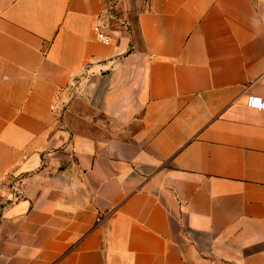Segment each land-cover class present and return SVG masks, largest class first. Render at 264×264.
Masks as SVG:
<instances>
[{"label":"crops","instance_id":"obj_1","mask_svg":"<svg viewBox=\"0 0 264 264\" xmlns=\"http://www.w3.org/2000/svg\"><path fill=\"white\" fill-rule=\"evenodd\" d=\"M248 97L264 0H0V264H264Z\"/></svg>","mask_w":264,"mask_h":264},{"label":"built area","instance_id":"obj_2","mask_svg":"<svg viewBox=\"0 0 264 264\" xmlns=\"http://www.w3.org/2000/svg\"><path fill=\"white\" fill-rule=\"evenodd\" d=\"M106 21L105 26H95L94 30L98 41L105 45H111L113 41L111 24L117 23L119 26L125 27L128 23L119 16L115 8V3L108 6L106 9ZM247 105L250 108L257 110H264V99L257 97H248ZM52 111L58 113L59 107L58 102H55ZM23 195V180L21 176H11L7 183L0 185V199L7 203L17 202L22 198Z\"/></svg>","mask_w":264,"mask_h":264},{"label":"rangeland","instance_id":"obj_3","mask_svg":"<svg viewBox=\"0 0 264 264\" xmlns=\"http://www.w3.org/2000/svg\"><path fill=\"white\" fill-rule=\"evenodd\" d=\"M124 10V9H122ZM125 11V10H124ZM119 16L122 17L130 26V31L131 33L136 37L137 36V25H136V15H121L122 13L118 12ZM135 13V12H134ZM111 29L112 30H119L121 27L117 23H112L111 24Z\"/></svg>","mask_w":264,"mask_h":264}]
</instances>
